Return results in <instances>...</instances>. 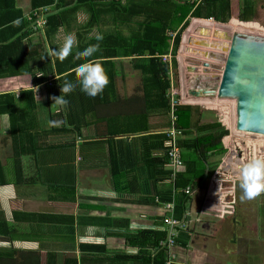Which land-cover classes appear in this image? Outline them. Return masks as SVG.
Wrapping results in <instances>:
<instances>
[{
    "label": "crops",
    "instance_id": "crops-1",
    "mask_svg": "<svg viewBox=\"0 0 264 264\" xmlns=\"http://www.w3.org/2000/svg\"><path fill=\"white\" fill-rule=\"evenodd\" d=\"M30 2L31 0H16L17 7L24 10V14L30 12ZM252 2L255 3V19L249 22L238 20L242 0L232 1V20L226 27L217 19L213 21L190 18L191 24L183 35L182 45L177 49L180 74L184 72V54L190 45L189 42L195 39L197 26L204 25L213 30L222 27L237 30L238 26L235 24L241 22L262 31L263 26L259 24H264V0ZM128 3L129 0H121L123 6H128ZM89 13L87 8L78 10L77 28L87 23ZM102 16L104 19L108 17L110 21L111 17H122L116 11L113 15ZM110 21H104L106 25H97L86 30L87 37L95 38L101 31L112 28H120L125 33L137 30V24L121 25ZM69 33L75 34L78 44L77 29L67 31L61 28L53 38L54 45L61 46L62 36L65 37ZM38 35L40 33L35 36L38 38ZM43 44L46 48L52 46L50 42L44 41ZM77 44L72 51L77 48ZM114 63L116 96L112 102L100 106L96 113L89 114L88 124L81 130L75 129L66 121L67 111L65 112L64 105L50 101L46 83L37 85L31 74L0 77V96L6 93L14 96V103L4 101L1 107L15 110L14 118L8 110L0 113V220L16 226L19 232H25L28 223L15 221V213L74 216L76 233L73 239L76 243L74 247H77L72 248V243H68L70 237L67 235L62 238V235L57 233L50 234L51 230L47 233V244L50 248L58 249L62 256L80 257L79 243L106 245L108 250L113 251L114 256L115 252L120 254L122 251L135 254L137 248L128 247L124 237L108 233L123 232L125 229L119 227L123 224H127L130 230L165 228L161 218L165 216L166 211L164 203L158 198L156 201L159 204L156 202L155 205L129 203L124 201L123 197L127 199L130 195H122L112 187L110 167L113 166L124 176L133 175L136 168L144 166L139 157V137L162 132L169 124L168 114L155 110L150 111L146 119L137 122L139 114L146 112L141 90V74L132 67L130 57H117ZM172 68V87L176 89L182 102L201 107L200 125L222 123L218 119V113L200 105L212 106L213 102L204 103L197 98H190L189 87H185L182 76L181 83L184 88L179 89L175 85L174 73L177 67ZM56 77L58 75L54 78ZM51 78L53 79V76ZM28 89H33V104L28 103V96L20 94ZM222 120L227 124L224 116ZM140 126L145 129L135 131ZM230 137L228 135L222 139L227 149L226 156L223 154L209 159L211 163L220 161L212 175L214 178L230 176L231 172L237 174L234 162L241 165L240 159H229V150L233 148ZM73 185L74 194L70 190ZM202 190L204 191L203 187L192 192L191 210L188 212V218L183 220L185 227L180 229V235L178 234L172 250L176 255L175 264H264V218L259 215V207L255 211L256 215L241 216L234 210L233 205L223 206L213 200L210 194L202 196ZM91 218H110L115 222L109 227L90 225ZM79 220H82L81 225ZM177 239H180L179 243ZM0 241L5 248L11 246L18 249L17 259L15 258L17 264L24 262L26 253L28 257H34L31 252L37 251L40 256L39 264L46 263L48 250L40 249L37 241L10 242L1 237ZM19 244L20 247L17 246ZM27 244L29 245L26 246ZM110 262L113 261L107 260V264H122L116 260Z\"/></svg>",
    "mask_w": 264,
    "mask_h": 264
},
{
    "label": "trees",
    "instance_id": "trees-1",
    "mask_svg": "<svg viewBox=\"0 0 264 264\" xmlns=\"http://www.w3.org/2000/svg\"><path fill=\"white\" fill-rule=\"evenodd\" d=\"M232 1L129 0V5L123 6L121 0H31V10L24 14V10L17 7L16 0H0V77L31 74L35 78V83L39 85L48 82L53 76L51 84H46L50 101L53 97L61 95V84L76 83L73 91L62 94L60 98L67 101L62 104L65 112L67 111L66 121L75 129L81 130L88 124L89 114L96 113L100 106L112 102L116 96L114 59L130 57L132 67L141 74V90L146 107V112L139 114L137 122L146 119L152 110L162 111L169 116L170 98L167 94L172 86L169 75L171 66L176 67L177 61L173 58L170 66L163 61L162 56L171 52L172 48L173 55H176L190 18H214L223 23L229 22L232 17ZM242 1L243 5L238 17L244 22L252 21L255 19V3L252 0ZM44 8L47 11L44 12ZM81 8H87L90 16L85 25L77 28L76 14ZM114 11L122 17L113 19L111 17L110 21L108 17L104 19L102 16V14L113 15ZM41 14H45L47 22L42 31H34L32 24ZM104 21L117 22L121 25L137 24V30L125 33L120 28L107 29L101 31L99 35L102 39L99 41L94 37H87L86 30L103 25ZM61 28L67 31L77 29L78 39L77 48L63 62L55 55L60 45L56 47L53 40ZM39 33L41 38L35 41V35ZM44 41L50 42L52 46L44 47ZM96 44L99 45V49L92 56L75 58L78 49L83 50L89 45ZM84 62L100 63L108 75V85L96 97L85 95L77 83L79 78L75 68ZM56 75L58 77L54 78ZM20 94L28 96L29 104L34 103L33 89L25 90ZM13 97L10 93L0 96V113L8 110L14 118L13 108L6 110L1 107L4 101L14 103ZM176 114L177 126L183 132L179 145L184 151L185 169L177 172L175 178L172 177V170L168 167V157L163 153L166 135L162 132L139 137L141 141L139 157L144 166L136 168L133 175L124 176L113 166L110 167V171L113 189L122 195L131 196L127 199L123 197L124 201L155 205L158 203L156 201L158 198L161 203H173L175 206L173 217L185 220L191 210L192 192L203 187L205 181L219 166V161L211 163L209 159L227 152L222 139L228 136L230 131L221 122L200 125L202 110L196 105L180 104L176 108ZM229 126L233 137L234 121ZM142 129L145 128L140 126L135 131L139 132ZM187 188H190L191 194L185 191ZM70 190L74 194V185ZM164 217L161 218L162 222ZM14 218L15 221L28 223L26 231L20 233L16 226L1 219L0 237L10 242L18 240L39 242L40 249L48 250L45 264H107V260L121 261L122 264H165L166 261V247H162L160 242L168 238V231L163 229L130 230L127 224H123L119 226L125 229L123 232L108 233V235L114 233L124 237L128 247L137 248L135 254L122 251L120 254L115 252L114 256L113 251L108 250L106 245L79 243L80 257L62 256L58 253V249L50 248L47 244L46 238L49 236L47 233L51 230L50 234L57 233L62 235V238L69 236L68 243H72L73 248L76 244L73 239L76 233L74 216L15 213ZM113 222L115 220L110 218L89 220L90 225L105 227H109ZM78 223L81 225L82 220ZM177 242L179 243L180 239H177ZM17 253H19L17 248L0 247V264H17ZM31 253L34 257H28L26 253L22 264H39V252Z\"/></svg>",
    "mask_w": 264,
    "mask_h": 264
},
{
    "label": "water",
    "instance_id": "water-1",
    "mask_svg": "<svg viewBox=\"0 0 264 264\" xmlns=\"http://www.w3.org/2000/svg\"><path fill=\"white\" fill-rule=\"evenodd\" d=\"M195 34L205 38H195L192 43L204 49L190 46L187 50L202 60V65L187 61L195 75L189 81V95L235 100L236 129L264 135V36L204 25L197 26ZM213 59L222 61L223 66L211 79L216 72Z\"/></svg>",
    "mask_w": 264,
    "mask_h": 264
},
{
    "label": "rangeland",
    "instance_id": "rangeland-1",
    "mask_svg": "<svg viewBox=\"0 0 264 264\" xmlns=\"http://www.w3.org/2000/svg\"><path fill=\"white\" fill-rule=\"evenodd\" d=\"M213 21H215V19H211ZM232 19H230L231 21ZM238 20L241 21L238 17ZM229 21V22H230ZM229 22L223 23L224 26H228ZM243 22V21H241ZM241 22H232L233 24H235L236 26H238V29L233 30V29H225L222 27L223 30H227V31H239V32H244L247 34H252V35H257V36H264V24H259L263 30L261 31L259 28H253L252 26H247L246 23H241ZM191 22L188 24V27L184 30L183 35L186 33L187 29L189 28ZM244 24V25H242ZM246 25V26H245ZM225 26V27H226ZM245 28V29H244ZM241 29V30H240ZM190 34V33H189ZM173 36V35H172ZM63 40H64V36H62ZM188 37V36H187ZM38 38L40 39L41 37L38 35ZM37 36H35V39H37ZM183 38V36H182ZM194 38H205L202 36H199L198 34L195 35ZM211 40H215L214 38H210ZM193 40H191L189 42V44L193 47L196 46L199 49H204L202 48V46L196 44V43H192ZM182 45V40L180 45L178 46L180 48V46ZM190 45H188L187 49L190 47ZM178 49V48H177ZM187 49L185 52V57L186 58L185 61V67H184V72L180 74L179 70H178V66H180V61H179V54L178 52L176 53V55H173V48L171 49L172 53L169 52L168 54L171 53L172 56V60L173 58H176L175 60L176 62V67L175 68V85L180 89V88H184V86L182 87L183 83H181V76H182V81L185 82V87L188 88L190 86L189 81L190 79H193L195 77L194 73L192 70H189L187 68V61L192 63H195L198 65H202V60L200 58H196L193 55H190L187 53ZM208 50H214L221 52V50H215V49H208ZM178 59V60H177ZM212 61L214 68L216 70V72L213 73V75H211V79H213V77H217L215 76L216 74L220 73L217 72L221 69V67L223 66L222 61L220 60H210ZM179 62V63H178ZM181 69V68H180ZM190 90V87H189ZM193 96H190V98ZM180 98V97H178ZM193 98H197L200 101L204 102V103H209L210 101L213 102L211 103L212 106H207L205 104H200L202 107H207L209 108L212 112L214 113H218V119H220L222 121V124L227 128H229V131L231 130L230 126L232 124V121H234V126L235 129H233L234 135L232 137V130L230 131L231 133L229 134L231 141V147L233 145V148H231V150H229V159L230 161H237L240 159V163L241 165L248 162L249 160L255 159V158H264V136H260L258 134H253V133H249V132H242L236 129V103H235V107L233 105V101L232 99H225V100H220L217 99L215 96H201V97H193ZM182 100V99H181ZM186 101V100H185ZM235 101V100H234ZM183 104L184 101H183ZM192 104V103H189ZM226 117H225V115ZM220 116V118H219ZM222 116H224V118H226L227 124L222 120ZM230 122V123H229ZM233 143V144H232ZM227 154V152H226ZM225 154V156H226ZM225 158V157H224ZM220 162V161H219ZM235 167H236V173H238V166H240L239 164L237 165V162H234ZM232 165V164H231ZM234 169V168H233ZM213 178H208L207 179V183H204L203 185V189L202 190V196H205L207 194L211 195V198L213 200H215L216 202H220L223 206L225 205H233L234 206V210H237L236 212L241 215V216H253L256 215L257 212L256 209L257 207H259V215L261 217L264 218V192L260 193L259 195H257L255 198L251 199V200H241V194H242V190L239 187V183H238V179L237 178V174H234L233 172H231L230 176H222V177H217L214 178V176H212ZM211 182V183H210ZM214 184V185H213ZM214 187H216V190L214 191ZM214 205V204H213ZM220 205V204H219ZM264 223V222H263ZM29 244H27L26 246H28ZM17 246H21L20 244ZM25 246V245H24ZM0 247L4 248V244L0 241ZM11 247V246H10ZM45 255L43 256V260Z\"/></svg>",
    "mask_w": 264,
    "mask_h": 264
},
{
    "label": "clouds",
    "instance_id": "clouds-1",
    "mask_svg": "<svg viewBox=\"0 0 264 264\" xmlns=\"http://www.w3.org/2000/svg\"><path fill=\"white\" fill-rule=\"evenodd\" d=\"M96 40H101L102 36L96 35ZM77 44L75 34L69 33L64 37L63 44L55 53L57 58L63 62L72 52L73 47ZM99 45H89L83 50L75 52V58L90 57L97 52ZM43 58V57H42ZM78 84L80 90L89 97H96L101 94L109 83L108 75L100 63L84 62L76 66ZM76 87V83L65 82L61 84V95L67 94ZM60 96L53 97L55 103L64 104L67 101ZM55 123V122H53ZM237 179L239 187L242 190L240 199L251 200L260 193L264 192V158H255L238 166Z\"/></svg>",
    "mask_w": 264,
    "mask_h": 264
},
{
    "label": "built area",
    "instance_id": "built-area-1",
    "mask_svg": "<svg viewBox=\"0 0 264 264\" xmlns=\"http://www.w3.org/2000/svg\"><path fill=\"white\" fill-rule=\"evenodd\" d=\"M44 12L47 11L46 8L43 9ZM36 15L37 12L35 11ZM31 19V16H29ZM47 22L45 14H41L38 16V19L33 22L32 29L34 31H42ZM164 62H167L172 65V56L170 54H166L162 56ZM173 76V68L171 66V71L169 75V79L171 80ZM52 78L46 84H51ZM172 81V80H171ZM172 83V82H171ZM173 86V84H172ZM171 86V89L168 92V97L170 98V111H169V126L162 131L163 134L166 135L165 139V150L163 153L168 157V167L172 170V177L175 178L177 172L185 169L184 161H183V148L179 145V140L183 137L182 129L177 126L178 116L176 114V108L180 104H183L181 98H178V92L175 88ZM38 87V86H37ZM187 193L191 194L190 188L185 190ZM165 207V217L163 220V224L165 225L164 230L168 231V238L162 240L160 245L162 247H166V261L165 264H175L176 255L172 251L173 247L176 245V238L178 237L179 231L181 228L185 227L183 220L177 219L173 217L174 213V204L173 203H164Z\"/></svg>",
    "mask_w": 264,
    "mask_h": 264
},
{
    "label": "flooded vegetation",
    "instance_id": "flooded-vegetation-1",
    "mask_svg": "<svg viewBox=\"0 0 264 264\" xmlns=\"http://www.w3.org/2000/svg\"><path fill=\"white\" fill-rule=\"evenodd\" d=\"M233 102H234V104H235V101L234 100H232ZM258 135H260V134H258ZM260 136H264V135H260Z\"/></svg>",
    "mask_w": 264,
    "mask_h": 264
},
{
    "label": "bare ground",
    "instance_id": "bare-ground-1",
    "mask_svg": "<svg viewBox=\"0 0 264 264\" xmlns=\"http://www.w3.org/2000/svg\"><path fill=\"white\" fill-rule=\"evenodd\" d=\"M224 28V27H223ZM233 105H234V107H235V104H234V102H233Z\"/></svg>",
    "mask_w": 264,
    "mask_h": 264
}]
</instances>
